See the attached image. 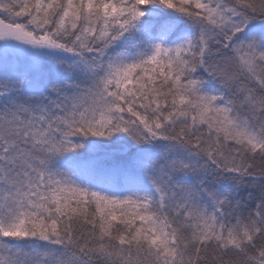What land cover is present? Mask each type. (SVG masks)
<instances>
[{
    "label": "snow or ice",
    "instance_id": "snow-or-ice-1",
    "mask_svg": "<svg viewBox=\"0 0 264 264\" xmlns=\"http://www.w3.org/2000/svg\"><path fill=\"white\" fill-rule=\"evenodd\" d=\"M0 264H264V0H0Z\"/></svg>",
    "mask_w": 264,
    "mask_h": 264
}]
</instances>
